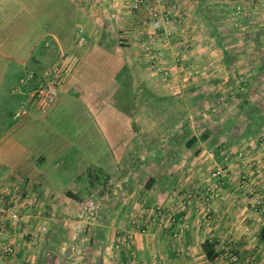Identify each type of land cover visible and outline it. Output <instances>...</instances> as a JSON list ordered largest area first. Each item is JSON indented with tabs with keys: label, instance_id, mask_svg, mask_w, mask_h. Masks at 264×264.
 <instances>
[{
	"label": "crops",
	"instance_id": "crops-1",
	"mask_svg": "<svg viewBox=\"0 0 264 264\" xmlns=\"http://www.w3.org/2000/svg\"><path fill=\"white\" fill-rule=\"evenodd\" d=\"M175 1L181 24L175 31L164 27L157 31L148 8L156 6L162 11L170 5L168 1L146 0L140 10L132 11L129 0H0V94L8 86L6 98L18 94L25 99L39 86L41 72L54 65L59 55L70 53L78 58L51 110L47 114L32 110L24 118L25 124L5 130L0 138V196H11L13 209L22 215L20 224L0 215V264H125L130 260L151 264L154 259L157 264H227L233 252L241 264H264V243L259 238L264 217L256 214L255 205L264 198V167L259 169L264 164V133L238 144L250 156L241 160V166H232L239 171L254 166L253 170L241 177L199 179L213 184V189L226 182L216 199L209 193L211 189L205 194L194 192L193 181L198 180L188 181L181 172L167 173L162 180L146 174L153 166L202 165L205 153L197 147L194 152L189 149L193 153L188 151L191 154L185 159L180 157L183 153L176 157L166 153L159 163L155 160L153 145L140 138L149 129L139 127L135 120L138 82L144 94L152 97L183 96L185 87L197 82L191 76L192 82L186 80L191 74L186 69L194 67L199 54L207 56L200 53L205 49L199 44L186 56L184 44L207 38L204 34L218 40L215 21L230 18L216 19L211 10L234 8L236 2L224 5L225 0L222 6L217 0ZM204 5L210 14L198 12ZM209 21L213 23L210 32L206 30ZM45 22L54 25L45 30ZM218 31L225 37L226 31ZM154 32L169 39L157 43L171 70L166 80L155 78L151 67L138 60L137 51L145 50V38ZM227 37L235 41L232 35ZM47 38L50 42L39 48ZM174 39L178 44L173 45ZM220 50L221 45L209 52L221 56L223 62ZM195 65L196 74L204 68ZM29 72L36 79L13 94ZM206 76L202 73L198 84H207ZM35 132L36 141L32 138ZM207 158L214 161L213 153ZM92 166L110 175L108 193H94L79 202L68 198L69 191L77 192L76 177ZM136 167L141 168L139 175ZM251 185L255 187L250 189ZM15 190L20 191V198L13 195ZM24 195L37 197L38 206L23 200ZM93 199L96 203L90 212ZM159 205L163 218L145 214V206ZM88 210L95 217L85 216L84 221L93 226L73 240L81 226L73 218ZM128 235L129 243L124 239ZM207 239L216 241L218 256L214 260H208L202 251ZM7 246L11 254L3 252Z\"/></svg>",
	"mask_w": 264,
	"mask_h": 264
},
{
	"label": "rangeland",
	"instance_id": "rangeland-1",
	"mask_svg": "<svg viewBox=\"0 0 264 264\" xmlns=\"http://www.w3.org/2000/svg\"><path fill=\"white\" fill-rule=\"evenodd\" d=\"M217 1L220 5L223 6L222 3L225 0H217ZM227 1L228 3L224 5L233 4L232 0H227ZM237 1L242 2L243 4L248 6L249 5L248 2L250 0H236V2ZM263 1L264 0H256L257 2V6H256L257 9L255 10L256 18L252 24L246 25L245 27L247 28L245 29H238L233 25L232 21L235 18V15L233 16L234 10H233L232 5H230L229 7H223L222 10H224L225 12L222 10L219 11L217 10L218 8L215 7L211 11L215 13V15L217 16L216 19H219L218 17L227 16V15H229L228 17L230 18V21L227 20L226 17H224L225 18L224 21L216 20L215 21L216 29L220 31L223 30L226 32H228L227 30L229 29V27H232L237 32H241V31L253 32V31H257L261 29L264 30V8H263L264 3ZM236 2L234 3V5L236 4ZM261 4L263 6H261ZM204 6H205L204 7L205 9L200 8L201 10L198 12L203 13V11H206V13L210 14L211 13L210 9L206 5ZM226 11H229V12H226ZM181 22H182V18H180V22L177 23V26L172 28L173 31L177 29V27L181 24ZM196 23L198 24L197 28H199V30L202 29L205 31V26L203 27L202 23L200 22H196ZM212 24L213 23H211V25L209 24L207 25L206 30H208L209 32L213 30ZM44 25L46 26L45 30H48L51 27H53L54 23L45 22ZM204 35H207L208 37L207 38L201 37L199 39L198 38L190 39L193 41L194 44H191L192 42L187 41V43L184 44L185 48L183 47L186 56H188V54L190 55V50L194 49L197 44H199L200 48L205 49V50H202V52L200 53H206L205 55L207 56H203L199 54L201 58L200 59L197 58L196 63H195V64H198L201 68L204 67L205 69L204 68L203 70L197 69L198 70V71L196 70L197 74L194 73L195 71L194 67L196 66L195 64L192 69L190 68L191 66L188 69H186L187 72L191 73L190 75L186 76V80L188 79L189 76H191V78H194L197 82L195 83L193 82V84L187 85L185 87L183 96H173V98L171 99H162L161 98L162 96H157L159 98H156L155 96L152 97L151 95L144 94V92L139 87L140 83L138 82L139 85H138V98L136 102L137 105L134 102V104L136 105L134 109H136L138 112V117L135 118L136 124L139 125V127L140 126H142V128L147 127L149 129V131L147 130L146 134H141L140 138L143 139L142 142L144 144L147 143L150 146L153 145L155 160L157 159L158 163L161 161V159L164 157L166 153L169 154V157H172V156L176 157V156H179V153H183V156H180L181 159H185L183 157H188L191 153L194 152V149H197V147L198 148L200 147L199 151H204L205 153V156H203V159L201 160L203 161L202 165L201 164L192 165L189 163V166H186L185 163L181 162L179 164L169 166V167L162 166V165L153 166V167H149L148 170H146V174L153 175L157 179H161V177H163L164 179V177L166 176L165 174L167 173L179 174L181 172L180 173L181 175H185L188 177L189 179L188 181H191L193 178L198 180L196 184L193 181L194 187L192 190L194 192L198 191L199 194L201 192L205 194V192H208V189H211V192L209 193L212 194L214 199H216L218 198V191L222 189L221 187L226 186V182H220L218 187L213 189V184L211 183L206 184V182H200L199 179L200 178L201 179L202 178L203 179L217 178V177H222V176L223 177L225 176L226 178V177H230V175L241 177L247 171L253 170L254 166H251L249 169L245 171H242V170L239 171L238 167L232 166V165L241 166V160L244 157L250 156L249 152H248V155L243 154V153H246L247 150L242 151L238 147V144L243 143L242 142L243 140L238 139L235 142H233L234 146L232 145L233 147L231 146L226 150L224 149V151H222L218 157H214V161L209 160V158H207L208 154L212 152H210L209 147H207L206 143L197 142L194 148H192L193 150L192 152L185 147V142L191 137V135L194 134L198 136L200 133H202L207 128L212 129L216 132H219L222 129V124L227 119H232L236 121L237 126L242 124L243 118L240 117V115L238 114L237 107L235 104L236 101L231 100V99L228 101L227 100L228 93H231L233 91L232 90L233 86L239 85L241 81H243V79L246 80V79H251L252 76L254 77L255 71L248 70L247 65H250V63H248V60L250 61L252 60L253 62L254 61L256 62V60L263 59L264 58V47L262 48V50H260L259 53H257L256 51H254V48H253L254 45L252 44V42H245L242 39H237L235 41H232L231 37H227L228 33L225 35L224 39L221 41H218L216 38L212 37V35L211 37L208 34H204ZM179 39H182V38L179 37ZM167 40L169 39L167 38ZM121 41H124V38H121ZM173 41L175 42L173 43V45L178 44L179 42V40L177 39H174ZM45 42H50V38L44 39L42 43H39V48L44 46ZM145 45L144 47H146ZM187 45H190V46H187ZM220 45L224 46L228 51L232 52L233 62L231 65L224 64V62H221V60H219L221 56L215 55L209 52V50L212 51L213 49H215V47L218 48V46ZM178 46H176L175 48L176 51H177ZM242 47H246V48L243 49ZM158 50L159 51H156L157 57H158L157 62H160V64L163 65V67L170 70L169 64H168L169 62H167V64L164 63L168 59L167 55L163 54L160 51V49ZM221 50L223 51L222 48ZM137 54H138L137 55L138 60L142 61L144 65L147 64L148 66H150L151 70H153V73L155 72L154 73L155 78L166 80L167 78L170 77L171 70L168 75H160L157 73V70L154 68L155 63L151 61L150 55L146 50L144 51L142 50L140 52L137 51ZM171 55L175 57V55L173 54ZM189 57L192 60V56H189ZM222 61H223V54H222ZM182 62L187 63V62H190V60H184ZM202 73H204V75L208 74V77L206 76V79L209 80L207 84H204L205 82L203 84H198V81L202 79L201 78ZM138 78H139V75H138ZM194 79H191V80L188 79V80L192 82ZM263 82H264V76L256 77L252 80V86L250 87L253 90L261 89ZM8 88H9L8 86L4 87L6 91L8 90ZM5 90L0 94V134H2L5 130L8 131L9 129L11 130V128L13 127H16V126L18 127L22 125L23 122L25 124L27 121L24 119L17 120L13 118L12 114H14L17 111L19 104L23 99L20 98L19 95L18 94L16 95L15 93H13L15 95H10L6 98ZM200 94L204 95V97H202L201 99L197 98ZM253 99L255 102L259 101V99H255V98ZM28 124H30V122H28L27 125ZM64 128H67V127H64ZM62 129L63 128L61 127V130ZM233 130L234 128L231 131ZM32 138L34 141H36V132L32 135ZM140 141L141 139H139V142ZM226 141H228L227 137L220 135L219 142L224 143ZM139 146H141V144H139ZM231 148H233V152L231 151ZM188 151H190L191 153ZM258 166L255 165V167H258ZM67 167L68 166H66V168ZM263 167H264V164H262V166H260L259 169H262ZM136 168H137L136 173L139 175V173L141 172L140 171L141 168L140 167H136ZM217 170L221 171L222 174L218 176H214L213 174ZM140 176L141 177L145 176V174H142ZM253 187L255 186L251 185L250 189H252ZM262 191L264 192V190ZM33 198L34 197H32L31 199ZM90 201H91L90 212H92L93 211L92 209L94 207L93 205L94 203H96V199H93ZM255 205L257 206V201L255 202ZM159 210L161 211V214H164V210L162 206L160 205L155 206V207L154 206L144 207L145 214L148 215L149 217L150 215L157 216L156 211H159ZM85 212L81 214L79 213L80 216L77 215L75 218H73V220H76V221L78 220L79 224L81 225V226H77L76 228L77 230H75L76 232L74 235L76 238L73 240L77 239V235H76L77 233L82 234L86 230L89 231L88 228L93 226L85 222L84 219H85V216H88L89 217L88 219L90 218L93 219L95 217V214L91 215L89 210ZM157 217L158 219L163 218L160 216H157ZM133 225H136V224H133ZM234 254L237 255L236 252H233L229 254V257ZM228 263H229V258H228L227 264Z\"/></svg>",
	"mask_w": 264,
	"mask_h": 264
},
{
	"label": "built area",
	"instance_id": "built-area-1",
	"mask_svg": "<svg viewBox=\"0 0 264 264\" xmlns=\"http://www.w3.org/2000/svg\"><path fill=\"white\" fill-rule=\"evenodd\" d=\"M130 7L132 11L140 10L146 4V0H129ZM169 2L170 5L165 7L162 11H159L156 6H150L148 8L149 18L152 22L154 28L158 31L164 27L166 31L168 29H172L177 26V23L180 22L181 13L178 3L174 0H157L159 4H165ZM264 3V1H263ZM248 6L243 4L242 2H236L234 6L235 18L233 19V25L238 29H245L246 25L252 24L256 18L255 10L257 9L256 0H250L248 2ZM145 30L142 31V33ZM141 33V34H142ZM158 41H162V43H167V37L162 36L159 32H154L149 37L146 36V51L150 55L151 61L155 63L154 68L157 70V73L160 75H168L170 70L163 67L160 62H157V52ZM78 63V58L70 53H63L59 55L58 60L51 67L46 68L41 72L40 75V84L39 86L31 91L27 98L23 99L17 111L14 114V119H24L31 114L32 110L38 111L41 114H47L53 105L56 102L60 89L69 79L71 74L73 73L76 65ZM154 69V70H155ZM36 79V74L34 72H29L26 76L22 77L19 80L20 87L13 89V93H18L20 88L26 85L29 81H34ZM222 174L221 171L217 170L213 175L218 176ZM210 189H208L209 191ZM14 196L15 198H20L21 194L19 190H15ZM12 195V196H13ZM23 200H28L32 206L37 207L39 202L38 198L34 197L31 199L28 195H24ZM256 213L258 216H264V198L257 203ZM157 216L164 217L165 214H161V211H156ZM0 215H2L7 220H10L14 224H20L22 222V215L16 212L12 206V198L6 195L0 196ZM125 237V236H124ZM131 236L128 235L127 238H124L125 241H128ZM119 245V244H118ZM117 245V247H119ZM5 254H11L10 248L7 246L3 249ZM125 264H144L134 260L127 261ZM151 264H157L156 259ZM228 264H241L240 258L238 255H231L229 257Z\"/></svg>",
	"mask_w": 264,
	"mask_h": 264
},
{
	"label": "trees",
	"instance_id": "trees-1",
	"mask_svg": "<svg viewBox=\"0 0 264 264\" xmlns=\"http://www.w3.org/2000/svg\"><path fill=\"white\" fill-rule=\"evenodd\" d=\"M234 10V8H233ZM212 23L211 21H209ZM228 29V34L232 35L234 40L242 39L245 42H252L254 45V51L257 53L264 47V30H257L253 32H237L234 29ZM215 35L218 40L224 39L221 36L222 33L214 27ZM225 33V32H224ZM227 34V32H226ZM223 49V62L226 65H231L233 62L232 52L228 51L224 46ZM245 49L246 47H242ZM250 65H247L249 71H255L254 77L251 79H243L239 85H234L232 92L228 93L227 100H235L238 114L243 118L242 124L236 125V121L227 119L222 124V129L216 132L212 129H205L202 133L197 135H191L186 140L185 147L189 150L194 148L197 142L206 143L207 147L212 151L214 157H218L224 149L231 147L236 140H248L257 138L262 132H264V82L262 88L258 90L251 89L252 80L256 77L264 76V58L254 61L248 60ZM234 84V83H233ZM204 97L200 94L197 98ZM259 99L255 102L254 99ZM11 115V113H10ZM13 115V114H12ZM14 118V116H13ZM2 127V126H1ZM234 128L233 131H231ZM3 133L0 134V138ZM220 135L227 137L228 141L224 143L219 142ZM199 151L196 150L195 154ZM110 175L102 168L92 166L85 172L78 175L75 179L76 193L68 192V198L79 202L88 198H91L94 193L98 195L107 194L110 188ZM260 240L264 243V228L259 233ZM202 251L208 260H214L217 258L218 253L216 252V241L213 239H207L202 244Z\"/></svg>",
	"mask_w": 264,
	"mask_h": 264
}]
</instances>
